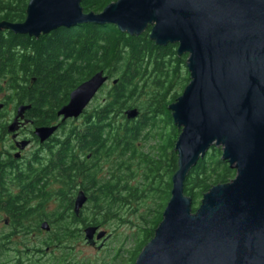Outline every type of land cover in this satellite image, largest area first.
<instances>
[{
  "label": "trees",
  "instance_id": "1",
  "mask_svg": "<svg viewBox=\"0 0 264 264\" xmlns=\"http://www.w3.org/2000/svg\"><path fill=\"white\" fill-rule=\"evenodd\" d=\"M28 1L0 0V21H24ZM114 1L82 0L81 6L85 13H99ZM149 28L139 36L97 23L61 27L38 38L0 31V95L17 106L29 105L27 117L39 125L57 121L56 110L67 103L70 92L96 72L103 71L111 80L102 97L64 125L63 169L57 154L52 157L56 175L49 169L42 172L30 190L18 195L19 204L0 205L18 233H46L34 249H19L15 264H62L63 255H69L72 242L81 240L86 227L99 228L117 218L127 221L120 212L137 215V206L147 199L153 200V206L138 215L133 246L126 251L127 258H120L121 264H134L153 237L177 169L174 143L180 131L168 105L181 95L189 74L187 55L176 54L177 44L156 45ZM130 109L139 111L135 119L126 117ZM221 154L219 147L212 146L183 181L193 212L211 187L235 176ZM77 178L87 204L75 214ZM56 181L61 187L43 188ZM35 198L39 204H25ZM54 198L56 204H47ZM44 220L50 232L39 230ZM10 243L4 242L2 255L11 252Z\"/></svg>",
  "mask_w": 264,
  "mask_h": 264
},
{
  "label": "water",
  "instance_id": "2",
  "mask_svg": "<svg viewBox=\"0 0 264 264\" xmlns=\"http://www.w3.org/2000/svg\"><path fill=\"white\" fill-rule=\"evenodd\" d=\"M81 1L29 0L24 21H0V31L38 38L97 23L139 36L150 27L152 42L187 55L189 82L168 105L180 131L170 198L134 264H264V0H116L99 13H85ZM107 81L99 71L74 88L56 112L60 123L80 117ZM29 108L20 106L16 118ZM57 128L35 135L44 141ZM212 146L235 176L211 187L193 212L183 181ZM86 199L78 193L73 213ZM39 227L50 230L46 221ZM83 233L91 246L105 236L91 225Z\"/></svg>",
  "mask_w": 264,
  "mask_h": 264
},
{
  "label": "flooded vegetation",
  "instance_id": "3",
  "mask_svg": "<svg viewBox=\"0 0 264 264\" xmlns=\"http://www.w3.org/2000/svg\"><path fill=\"white\" fill-rule=\"evenodd\" d=\"M108 81H110L109 78ZM107 82H105V85ZM2 96L4 97L0 98V102L3 105L0 109V205L19 204V202H17L18 195L24 193V191L30 190L28 188L32 186L34 181H37L42 172L49 169L48 171L51 170L53 172L52 174H57L56 170L54 171L57 163L53 162V158L57 154L61 156L60 152L61 150L63 151L64 145L62 146L63 141L61 136L64 133L63 127L66 122L76 119H68L65 122L60 123L61 118L56 116L57 121L39 125L34 122V120L28 119L26 114L28 109L23 111L21 117L16 118V111H18V108L22 105L17 106L13 104L9 98L7 99L5 95ZM94 99L95 97L91 103ZM57 125V130L46 140L41 141L36 137V129L47 126L54 127ZM62 160L63 157L62 159L60 158L59 161L60 169H63ZM52 163L54 164L52 165ZM51 165L53 167H51ZM59 171L61 172L63 170ZM81 182L80 178L76 179L74 197H76L79 192H83L82 187H80ZM50 187L57 189L58 187H61V185L56 181L48 183L47 186L43 188L48 191ZM38 200L35 198L26 201L25 204H39ZM55 200L56 198L51 199L47 204H51ZM14 227L13 219L0 208V264L17 263V257H14V255H16L15 253L19 250V240L27 239L29 234L28 238L31 237V235H36L35 232H31L27 236L22 235L18 233ZM39 230L42 231L41 227H39ZM50 230L48 232H50ZM5 241L12 242L10 243L12 246L11 252L8 253L7 256L1 254V247L4 245ZM102 246L103 244L101 247ZM9 257L10 261L5 260Z\"/></svg>",
  "mask_w": 264,
  "mask_h": 264
},
{
  "label": "rangeland",
  "instance_id": "4",
  "mask_svg": "<svg viewBox=\"0 0 264 264\" xmlns=\"http://www.w3.org/2000/svg\"><path fill=\"white\" fill-rule=\"evenodd\" d=\"M110 81H108L107 84L99 90L98 95H95V99L97 96L98 98L102 97V94L111 84ZM2 97L4 96L0 95V98ZM93 103L94 102H92L89 107L92 106ZM145 202L146 204L137 206V215H125L123 211L120 212L122 216H125L124 220L127 221H121L119 218L116 220L112 219L99 227L101 231H105V236L101 240L96 241L94 246L86 243L85 238H83L84 234L80 241H77L76 243L72 242V249L69 250V255H63V258H66V260H64L62 264H121L123 260L120 258H127L126 251H128L133 246L132 235H134L135 230L137 229L136 225L139 224V216L146 212L145 209L153 206V200L151 201V199H147ZM51 204H56V202L53 201ZM51 209L52 207H50V210ZM45 238L46 233H42L35 236L31 235V237L27 238L26 240H19V249L21 251H26V248L34 249L36 246H38L39 242ZM36 241L38 243H36ZM102 244L103 246L101 247ZM118 251L119 256L116 257L115 253ZM54 253L57 255L59 252L54 251ZM43 261L46 262V258H44Z\"/></svg>",
  "mask_w": 264,
  "mask_h": 264
}]
</instances>
